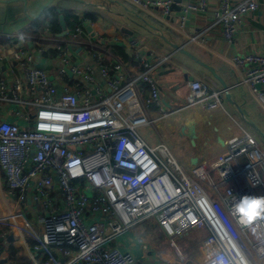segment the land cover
<instances>
[{
	"label": "built area",
	"instance_id": "built-area-1",
	"mask_svg": "<svg viewBox=\"0 0 264 264\" xmlns=\"http://www.w3.org/2000/svg\"><path fill=\"white\" fill-rule=\"evenodd\" d=\"M123 1L167 16L176 0ZM258 7V0H220L213 25L233 44ZM207 8L208 0H190L180 27ZM26 38L0 32V63L12 75L0 78V184L14 203L0 215V239L19 240L31 264H157L122 246L133 229L154 223L183 263L176 242L194 230L207 233L201 264L264 258V217L248 224L238 211L242 196L264 197V149L255 136L241 128L224 154L187 169L166 142L152 146L139 132L172 115L157 75L173 55H148L132 39L133 64L109 59L104 40L85 25L58 34L48 27L30 41L33 49ZM46 55L57 61L54 78L37 63ZM232 64L264 106V55L235 56ZM186 87L187 106L224 109L225 90L202 80Z\"/></svg>",
	"mask_w": 264,
	"mask_h": 264
},
{
	"label": "crops",
	"instance_id": "crops-1",
	"mask_svg": "<svg viewBox=\"0 0 264 264\" xmlns=\"http://www.w3.org/2000/svg\"><path fill=\"white\" fill-rule=\"evenodd\" d=\"M47 1L39 0L38 3H34L31 12L29 10L30 0H28V15L32 18L37 16ZM78 1L86 5V8H78V15H82L85 9L96 12V20L85 22L92 28V33L88 31V34L95 40L101 38L104 40V45L110 52L109 59L115 57L129 63V65L133 64L128 44L132 39L142 41L148 55H173L171 61L157 75L164 104L172 115L159 122L157 129L159 139L170 142L173 153L185 168L189 169L198 163L211 162L224 154L227 141L231 137L241 135V128L253 134L259 143L264 144V140L257 132L258 128L264 134V106L256 99L252 90L241 83L242 73L236 70L232 64L235 56L253 53L264 55V0H258V9L244 17L233 44H229L225 40L219 25H213L214 14L220 0H208L207 11L203 14L190 12L187 15L184 29L180 27L181 17L184 14L183 5L190 0H182L178 4L182 10L177 11L172 8L167 16H163L161 9L152 8L150 11H141L126 4L123 0ZM239 1L242 0H234V2ZM30 21L26 16L24 5V12L13 22H24L20 31H10L4 28L1 32L25 35L23 31ZM193 36H199V42H190V38ZM33 38L31 36L25 40L30 49H33L30 44ZM101 43L103 44L102 41ZM173 45L184 47L197 60L214 68L218 76L228 85L232 99L241 110L229 102L226 97L223 99L224 109L216 108L207 111L200 104L192 107L187 106L186 83L190 80H202L213 89H224L208 69L182 52L176 51ZM117 46L124 48L128 60L121 59ZM49 56L38 57L37 63L39 66L48 69L54 78L52 64L56 65L57 61L51 60ZM84 58L85 61H89L85 54ZM0 78L9 82L12 81V75H10L7 65L3 63H0ZM64 83L65 79L58 81L59 87L63 88ZM260 90L264 93V85ZM243 117L254 126L247 123ZM183 137L188 141L186 146L179 145V140ZM6 202H9L10 207L14 206L13 200L8 196ZM144 230L142 227L133 229L122 242L125 250L138 257L144 256H140L137 249L136 237L143 240L145 249L153 247L151 241H144V238L148 237L144 235ZM1 241L5 240L1 239ZM6 241L13 243L27 262L31 264L28 252L19 240L13 238V241ZM1 259L6 260L5 263H12L9 251L4 252ZM150 261L156 263V261Z\"/></svg>",
	"mask_w": 264,
	"mask_h": 264
},
{
	"label": "trees",
	"instance_id": "trees-1",
	"mask_svg": "<svg viewBox=\"0 0 264 264\" xmlns=\"http://www.w3.org/2000/svg\"><path fill=\"white\" fill-rule=\"evenodd\" d=\"M0 7V32L3 31L5 25L13 23L17 20L18 16L24 12V4L22 1H16L11 3H1ZM86 8V5L81 3L78 0H56L53 4L48 6L43 13L36 18L34 17L28 23L27 28L23 31L24 37H35L39 34L45 32L46 28H50L52 33L58 34L63 31V26L61 25L60 16L63 15L65 27L68 29H73L76 25L83 26L87 20L94 21L97 18L96 12L90 9H85L82 15L77 14L78 8ZM118 52L122 60H128L125 50L122 46H117ZM142 228L145 229L147 223L142 224ZM149 229L150 233H153L154 238L161 236L166 238V235L161 231V229L156 225ZM155 231V232H154ZM0 232H5V228H0ZM147 235V233H144ZM5 241L0 239V264H4L6 260L1 259L4 252L9 251L10 260L12 262H18L21 264H30L27 262L26 258L22 256L19 249H17L13 243H10L6 240H9V236L4 238ZM188 264V263H187Z\"/></svg>",
	"mask_w": 264,
	"mask_h": 264
},
{
	"label": "rangeland",
	"instance_id": "rangeland-1",
	"mask_svg": "<svg viewBox=\"0 0 264 264\" xmlns=\"http://www.w3.org/2000/svg\"><path fill=\"white\" fill-rule=\"evenodd\" d=\"M39 0H30L29 4V10L31 11L33 9V4L38 3ZM45 5V4H44ZM43 5V6H44ZM2 4L0 3V7ZM32 12V11H31ZM24 22L21 23H10L6 24L5 28L6 30H15V31H20V28ZM19 34V33H18ZM140 41V40H139ZM142 43V41H141ZM157 125H149L145 127L139 128L140 134L143 136V138L152 146L157 145L163 141L164 139H159V134H158V129ZM249 129V128H248ZM251 131V130H250ZM257 136V135H256ZM258 138V136H257ZM169 147L172 149V146L169 141H165ZM188 141L186 138H182L179 140V145L180 146H186ZM261 147L264 149V144L260 142ZM173 150V149H172ZM178 159V158H177ZM5 189L2 184H0V215H2L8 207L9 202H6V194H5ZM5 196V197H4ZM150 223L145 227V233H147L148 236L144 238V241H151L153 247L150 249H145L143 246V240L139 237H136V246L137 249L140 252V256H144V258L156 261L157 264H201V256L199 252V247L202 243V241L206 238L207 233L205 230H194L186 234L184 237L180 238L177 240V246L180 249L181 253L183 256L187 259L186 262L180 261L178 254L172 249L170 245V241L168 238L166 239L165 237L162 238L161 236H157L154 238L153 233L149 232V229L153 226ZM143 225H140L139 227H142ZM162 231V230H161ZM155 232V231H154ZM155 241V242H153ZM258 264H264V258L263 259H257Z\"/></svg>",
	"mask_w": 264,
	"mask_h": 264
},
{
	"label": "water",
	"instance_id": "water-1",
	"mask_svg": "<svg viewBox=\"0 0 264 264\" xmlns=\"http://www.w3.org/2000/svg\"><path fill=\"white\" fill-rule=\"evenodd\" d=\"M16 1H22V2L24 3V5H25V13H26V16L28 17L29 20H33L34 18L30 17V16L28 15V13H27V4H28V0H0L1 3H11V2H16ZM55 1H56V0H48V1L45 3V5L42 7V9L40 10V12L38 13V15L36 16V18L39 17V16L43 13V11H44L48 6H50L51 4H53ZM181 2H182V0H176L175 3L173 4V8H174L175 10H177V11H181V10H182L181 7L178 6V4H180ZM60 21H61V25L64 27L63 30H66L63 15L60 16ZM84 25L86 26L87 30H88L89 32L92 33V28H91L90 26H88L86 23H85ZM93 35H94V33H93ZM173 48L176 49V51H180V52H182L183 54H185L186 56H188L189 58H191L192 60H194V61H195L196 63H198L199 65H201V66L205 67L206 69H208V70L210 71V73H211V74H212V75H213V76H214V77H215V78L221 83L223 89L225 90V97H226V99H227L229 102L235 104V105L237 106V108L240 109V107L238 106V104H237L236 102H234V100L232 99L231 94H230V92H229V90H228V89H229L228 85L226 84V82H225L221 77L218 76V74L216 73V71L214 70V68H212L211 66L207 65V64L204 63V62H201V61L197 60V58H196L193 54H191L190 52L186 51V50L184 49V47H182V46L173 45ZM68 74H69L70 76H72V74H71L70 71H68ZM258 88L261 89L262 86L259 85ZM240 110H241V109H240ZM242 115H243V114H242ZM243 116H244V115H243ZM243 118L247 121V123L251 124V126H254V125H253L252 123H250L245 117H243ZM257 132L259 133V135H260V136L262 137V139L264 140V134H263L258 128H257ZM9 240H10V241H13V236H10Z\"/></svg>",
	"mask_w": 264,
	"mask_h": 264
},
{
	"label": "clouds",
	"instance_id": "clouds-1",
	"mask_svg": "<svg viewBox=\"0 0 264 264\" xmlns=\"http://www.w3.org/2000/svg\"><path fill=\"white\" fill-rule=\"evenodd\" d=\"M238 211L243 213V219L248 223H253L257 218L264 217V197L242 196Z\"/></svg>",
	"mask_w": 264,
	"mask_h": 264
}]
</instances>
